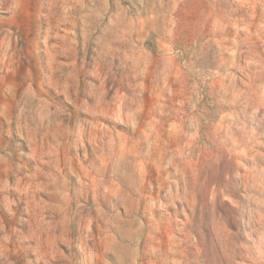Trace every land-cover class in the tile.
Segmentation results:
<instances>
[{
	"label": "rangeland",
	"instance_id": "rangeland-1",
	"mask_svg": "<svg viewBox=\"0 0 264 264\" xmlns=\"http://www.w3.org/2000/svg\"><path fill=\"white\" fill-rule=\"evenodd\" d=\"M0 264H264V0H0Z\"/></svg>",
	"mask_w": 264,
	"mask_h": 264
}]
</instances>
